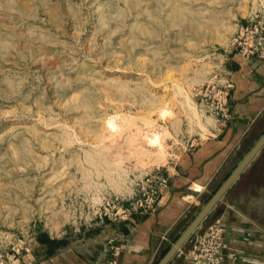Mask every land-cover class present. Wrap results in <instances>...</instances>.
<instances>
[{"label":"rangeland","instance_id":"1","mask_svg":"<svg viewBox=\"0 0 264 264\" xmlns=\"http://www.w3.org/2000/svg\"><path fill=\"white\" fill-rule=\"evenodd\" d=\"M263 4L0 0V253L38 247L40 232L71 243L109 221L96 214L110 212L107 199L126 203L151 174L168 178L169 147L183 145L175 123L197 115L196 90L229 71L238 25Z\"/></svg>","mask_w":264,"mask_h":264},{"label":"crops","instance_id":"2","mask_svg":"<svg viewBox=\"0 0 264 264\" xmlns=\"http://www.w3.org/2000/svg\"><path fill=\"white\" fill-rule=\"evenodd\" d=\"M223 60L234 82L233 119L222 126L200 108L186 123H175L170 138L181 139L183 145L169 147L172 154L162 168L169 183L157 209L137 212L114 228L109 221L96 222L100 227L93 233H77L54 255L38 258L34 253L33 264H108L113 258L110 236L122 248L116 264H151L157 258L190 208L225 181L264 133V58L244 59L227 51ZM211 213L223 216L227 224L224 264H264V147ZM169 264L189 263L178 253Z\"/></svg>","mask_w":264,"mask_h":264},{"label":"built area","instance_id":"3","mask_svg":"<svg viewBox=\"0 0 264 264\" xmlns=\"http://www.w3.org/2000/svg\"><path fill=\"white\" fill-rule=\"evenodd\" d=\"M228 52L241 55L244 59L264 58V4L254 8L249 18L238 25ZM234 82L229 71L218 69L214 75L196 90L200 108L212 115L222 126H227L233 119L231 93ZM193 143L191 142V145ZM169 179L159 173L151 174L144 181L134 199L126 203L118 197L107 199L110 212L97 211L98 217L104 221L122 223L130 221L137 212L155 211L160 199L168 187ZM227 224L223 216L215 218L207 226H200L190 237L188 245L179 251L189 264H224L226 249ZM113 258L108 264H116L122 248L108 240ZM34 243L21 241L9 250L0 253V264H33Z\"/></svg>","mask_w":264,"mask_h":264},{"label":"water","instance_id":"4","mask_svg":"<svg viewBox=\"0 0 264 264\" xmlns=\"http://www.w3.org/2000/svg\"><path fill=\"white\" fill-rule=\"evenodd\" d=\"M264 147V133L253 145V147L247 152L239 164L229 174L225 181L218 187L215 193L207 201L204 207L189 223V225L182 231L173 244L167 249L162 257L156 264H169L172 259L179 253L183 246L189 241L192 234L203 224V222L209 217L213 209L218 202L224 197L226 192L232 186V184L238 179L241 173L246 169L258 152Z\"/></svg>","mask_w":264,"mask_h":264},{"label":"trees","instance_id":"5","mask_svg":"<svg viewBox=\"0 0 264 264\" xmlns=\"http://www.w3.org/2000/svg\"><path fill=\"white\" fill-rule=\"evenodd\" d=\"M37 241L38 247L35 249L34 253L38 258L50 257L54 255L59 249L67 246L70 243L68 238L51 237L47 232H40L37 235ZM168 248L169 246L163 248L161 254L163 255Z\"/></svg>","mask_w":264,"mask_h":264}]
</instances>
